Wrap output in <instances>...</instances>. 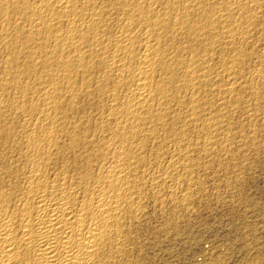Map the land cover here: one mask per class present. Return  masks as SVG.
I'll use <instances>...</instances> for the list:
<instances>
[{
	"label": "bare ground",
	"instance_id": "bare-ground-1",
	"mask_svg": "<svg viewBox=\"0 0 264 264\" xmlns=\"http://www.w3.org/2000/svg\"><path fill=\"white\" fill-rule=\"evenodd\" d=\"M263 104L264 0H0V264H138L144 200Z\"/></svg>",
	"mask_w": 264,
	"mask_h": 264
},
{
	"label": "rangeland",
	"instance_id": "rangeland-1",
	"mask_svg": "<svg viewBox=\"0 0 264 264\" xmlns=\"http://www.w3.org/2000/svg\"><path fill=\"white\" fill-rule=\"evenodd\" d=\"M241 121L259 148L192 156V175L144 200L128 242L138 264H264V104Z\"/></svg>",
	"mask_w": 264,
	"mask_h": 264
}]
</instances>
